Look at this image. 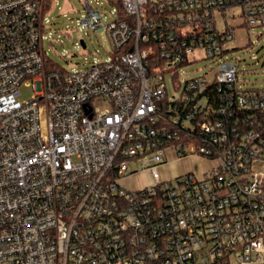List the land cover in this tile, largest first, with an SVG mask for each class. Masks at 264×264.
Instances as JSON below:
<instances>
[{"label": "built area", "instance_id": "obj_1", "mask_svg": "<svg viewBox=\"0 0 264 264\" xmlns=\"http://www.w3.org/2000/svg\"><path fill=\"white\" fill-rule=\"evenodd\" d=\"M108 1L109 55L64 70L52 0H0V264H264V87L215 17L259 36L264 0ZM170 145L204 165L167 178Z\"/></svg>", "mask_w": 264, "mask_h": 264}, {"label": "rangeland", "instance_id": "obj_2", "mask_svg": "<svg viewBox=\"0 0 264 264\" xmlns=\"http://www.w3.org/2000/svg\"><path fill=\"white\" fill-rule=\"evenodd\" d=\"M85 2L101 12L102 24L94 30L80 28L78 19L85 12ZM113 5L108 0H52L49 16L52 19V39L43 41L46 57L64 70L81 69L93 60L104 59L111 50L110 41L104 29L105 24L113 19L111 10ZM227 16L218 13L217 28L223 31L226 27L232 30L233 38H229L225 45L233 48V56L238 57V77L241 83L264 87V34L256 36L257 29L249 30L243 25V15L237 6L227 11ZM80 38L85 41V48L80 44ZM207 61H201L195 66L183 69L179 79L194 76L207 67ZM197 69V70H196ZM168 88L171 87L169 75L165 76ZM21 98H28L30 89L22 87ZM170 161L163 164V174L169 178L180 172L184 167L191 166L201 169L203 162L198 155H191L187 159H180L172 145L169 146ZM134 180L148 182L146 174L135 175Z\"/></svg>", "mask_w": 264, "mask_h": 264}, {"label": "trees", "instance_id": "obj_3", "mask_svg": "<svg viewBox=\"0 0 264 264\" xmlns=\"http://www.w3.org/2000/svg\"><path fill=\"white\" fill-rule=\"evenodd\" d=\"M227 50L230 51V52H233V48H231V47L229 49H227ZM206 92L208 94V97L213 98V95L216 94V92L214 90V85L209 86L206 89Z\"/></svg>", "mask_w": 264, "mask_h": 264}, {"label": "crops", "instance_id": "obj_4", "mask_svg": "<svg viewBox=\"0 0 264 264\" xmlns=\"http://www.w3.org/2000/svg\"><path fill=\"white\" fill-rule=\"evenodd\" d=\"M191 166H186L184 167L182 170H186V169H189ZM132 183L134 184L133 182V179H132ZM136 184H139V180L138 181H135Z\"/></svg>", "mask_w": 264, "mask_h": 264}, {"label": "water", "instance_id": "obj_5", "mask_svg": "<svg viewBox=\"0 0 264 264\" xmlns=\"http://www.w3.org/2000/svg\"><path fill=\"white\" fill-rule=\"evenodd\" d=\"M80 43H81L82 46L85 45L82 39H80Z\"/></svg>", "mask_w": 264, "mask_h": 264}]
</instances>
